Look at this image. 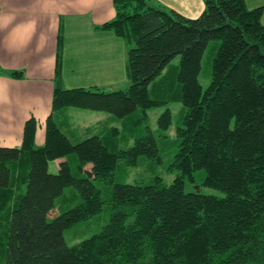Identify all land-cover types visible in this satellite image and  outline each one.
<instances>
[{"label": "trees", "instance_id": "1", "mask_svg": "<svg viewBox=\"0 0 264 264\" xmlns=\"http://www.w3.org/2000/svg\"><path fill=\"white\" fill-rule=\"evenodd\" d=\"M202 2L201 15L188 19L156 0H113L115 17L100 29L126 44L123 90L66 89L58 33L44 144H34L29 121L20 148H0V264H264L263 10L247 9L244 0ZM208 50L210 82L203 90L199 75ZM176 57L177 70L170 66ZM168 76L176 91L151 99L148 87L159 77L163 86ZM171 101L185 109L171 165L180 175L169 185L160 178L115 183L119 160L130 168L142 157L161 162L156 136L167 139ZM162 107L153 132L148 112ZM71 108L108 113L141 134L125 150L97 135L74 144L61 131ZM70 156L77 159L70 158L75 174ZM57 160L65 161L50 173ZM197 172L203 186L224 196L188 191ZM95 183L112 185L109 200ZM68 188L80 203L53 216ZM105 204L110 217L101 230L68 246L64 232Z\"/></svg>", "mask_w": 264, "mask_h": 264}, {"label": "crops", "instance_id": "2", "mask_svg": "<svg viewBox=\"0 0 264 264\" xmlns=\"http://www.w3.org/2000/svg\"><path fill=\"white\" fill-rule=\"evenodd\" d=\"M188 19L204 10L202 0H156ZM113 0H0V148H20L34 124V144L45 141L51 113L57 36L63 35L62 79L66 89L128 86L125 42L100 27L114 19ZM247 9L264 0H244ZM19 72L22 78L6 75ZM52 162L58 171V163ZM50 163V165L52 164ZM49 165V166H50Z\"/></svg>", "mask_w": 264, "mask_h": 264}, {"label": "rangeland", "instance_id": "3", "mask_svg": "<svg viewBox=\"0 0 264 264\" xmlns=\"http://www.w3.org/2000/svg\"><path fill=\"white\" fill-rule=\"evenodd\" d=\"M210 51L208 50L204 55L202 61V70L199 75V83L204 90L210 82V64L209 61ZM179 64V57H176L171 61L170 66H175L176 70ZM160 78V77H159ZM159 78L155 80V84H151L148 87L149 95L151 99H162L163 94H170L172 91H176L178 83L175 79L174 87L171 86V80L168 77L164 79V85L159 82ZM164 87V88H163ZM163 88V91L158 92ZM125 89V88H123ZM122 89V90H123ZM171 89V92H170ZM170 97L165 96L164 98ZM165 108L170 110L172 116V123L169 129L164 133L167 139L157 137L158 146L160 148L161 162H151L143 157L140 158L136 167H126L123 161L119 160L118 167L115 173L114 182L117 184H151L156 178H160L165 185L171 184L176 179L180 172L171 167L174 155L176 153V129L182 126V118L184 114V107L178 101H171ZM165 108H156L148 112L149 127L153 132L157 130V118L163 113ZM130 122V121H129ZM126 123L122 120L113 118L110 114L102 111H88L71 108L68 110V122L62 126L61 131L69 137L72 143H77L86 137L97 135L104 143L109 147H115L117 150H125L132 146L133 140L139 132H128ZM117 129L118 134H114L111 129ZM73 158L75 163L76 157L70 156L67 158L72 165L73 173L75 174L74 163L70 160ZM64 161H60L62 163ZM55 166L53 163L49 166L50 173H56L53 169ZM204 174L203 172H197L195 174L194 183H186V189L188 191H197L203 195H212L216 197H223V193L217 190L210 189L203 186ZM96 187L102 193V199L109 200L112 185H103L95 183ZM23 193V190H22ZM80 203V199L75 191L68 188L64 191V197L56 202L55 209L52 212L53 216H57L60 213L67 211ZM110 217V206L105 204L102 211L91 218L88 221L82 222L69 230L64 232V240L68 246L75 245L84 239L98 233L101 228L108 222Z\"/></svg>", "mask_w": 264, "mask_h": 264}]
</instances>
